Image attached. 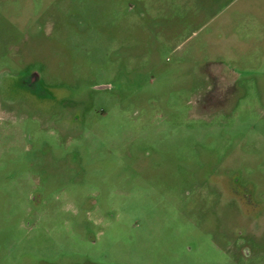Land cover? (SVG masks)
<instances>
[{
	"label": "rangeland",
	"instance_id": "374dc122",
	"mask_svg": "<svg viewBox=\"0 0 264 264\" xmlns=\"http://www.w3.org/2000/svg\"><path fill=\"white\" fill-rule=\"evenodd\" d=\"M0 264H264V0H0Z\"/></svg>",
	"mask_w": 264,
	"mask_h": 264
},
{
	"label": "flooded vegetation",
	"instance_id": "af4514ba",
	"mask_svg": "<svg viewBox=\"0 0 264 264\" xmlns=\"http://www.w3.org/2000/svg\"><path fill=\"white\" fill-rule=\"evenodd\" d=\"M90 202V207H88L86 211V215L88 219L86 220L88 223L94 226H101V230H104L105 227L109 226L110 222L118 223V218L114 214V212H111L112 210H104L98 206V201L96 199V196H93L92 201ZM39 218L38 220H40ZM74 224V221H72ZM91 243L96 244L98 242V239L96 236H91Z\"/></svg>",
	"mask_w": 264,
	"mask_h": 264
}]
</instances>
